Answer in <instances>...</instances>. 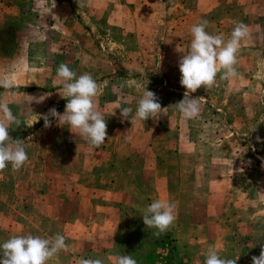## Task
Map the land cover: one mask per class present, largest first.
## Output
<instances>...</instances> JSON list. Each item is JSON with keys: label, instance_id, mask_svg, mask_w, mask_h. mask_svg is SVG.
<instances>
[{"label": "rangeland", "instance_id": "1", "mask_svg": "<svg viewBox=\"0 0 264 264\" xmlns=\"http://www.w3.org/2000/svg\"><path fill=\"white\" fill-rule=\"evenodd\" d=\"M54 3L0 0V79L17 93L0 87V101L20 120L9 135L28 154L20 170L0 171V244L62 234L68 247L48 264H114L123 254L137 264H204L209 246L252 264L264 244V0ZM202 19L225 39L233 20L250 36L237 53L239 77L191 93L202 97L200 112L185 119L173 107L185 92L178 61ZM60 64L103 84L108 139L98 148L55 121L32 125L51 108L64 112ZM132 82L157 95L155 118H121L122 107L135 115ZM156 199L177 203L159 236L142 221Z\"/></svg>", "mask_w": 264, "mask_h": 264}, {"label": "clouds", "instance_id": "2", "mask_svg": "<svg viewBox=\"0 0 264 264\" xmlns=\"http://www.w3.org/2000/svg\"><path fill=\"white\" fill-rule=\"evenodd\" d=\"M52 2L55 7L54 0ZM208 23L207 20L202 19L191 27L188 50L178 61L179 83L185 92L183 99L173 107L185 119L193 118L200 112L199 101L202 97H192L191 93H195L202 86L204 88L214 86L218 76L221 80L239 77L236 68L237 53L241 42L250 36L248 25L240 21H232L234 27L227 39L219 34L209 33L206 30ZM57 76L62 83L59 95L67 101L64 112L61 114L55 108H51L42 117L37 116L32 125L37 120L43 119L44 127L48 128L55 121L58 127H66L70 133L78 134L91 147L98 148L108 139L107 122L97 103L103 93V84L98 83L87 72L77 76L67 64L59 65ZM147 84L135 83L136 90L140 94L135 115H132L131 108L122 107L119 109L122 119L130 118L132 123L136 120L146 121L155 118L162 110L157 95L147 90ZM0 87L6 89L9 96L17 95L7 80L0 79ZM13 125L19 127L20 120L14 115L7 102L0 101V171L9 164L13 170H20L28 161L25 140L12 139L9 135V128ZM176 212V202L156 199L143 210L142 221L145 227L155 228L156 232L153 234L159 236L174 223ZM67 247L65 237L59 233L49 237L31 233L14 235L0 244V264H48ZM204 257V264H237L240 258L221 257L212 246L206 249ZM113 259L114 264H137V260L131 254L116 255ZM251 259L252 264H264V244H261L259 256H253ZM80 264H104V262L99 258H89L82 259Z\"/></svg>", "mask_w": 264, "mask_h": 264}, {"label": "trees", "instance_id": "3", "mask_svg": "<svg viewBox=\"0 0 264 264\" xmlns=\"http://www.w3.org/2000/svg\"><path fill=\"white\" fill-rule=\"evenodd\" d=\"M58 1H67V0H58Z\"/></svg>", "mask_w": 264, "mask_h": 264}]
</instances>
